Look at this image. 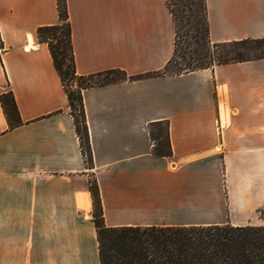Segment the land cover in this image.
Masks as SVG:
<instances>
[{
	"label": "crops",
	"instance_id": "obj_1",
	"mask_svg": "<svg viewBox=\"0 0 264 264\" xmlns=\"http://www.w3.org/2000/svg\"><path fill=\"white\" fill-rule=\"evenodd\" d=\"M76 73L159 72L173 52L165 0H66ZM211 42L264 37V0H206ZM56 0H0V264H99L89 182L106 227L259 226L264 57L82 92L92 163L36 29ZM167 124L169 156L149 129Z\"/></svg>",
	"mask_w": 264,
	"mask_h": 264
},
{
	"label": "trees",
	"instance_id": "obj_2",
	"mask_svg": "<svg viewBox=\"0 0 264 264\" xmlns=\"http://www.w3.org/2000/svg\"><path fill=\"white\" fill-rule=\"evenodd\" d=\"M59 21L36 29L47 44L54 68L68 100L85 163H92L83 107L84 90L163 75H180L213 65L264 57V37L211 42L206 0H165L174 28L173 52L163 70L128 76L119 69L80 76L76 73L66 0H56ZM0 105L10 128L19 119L11 91L0 94ZM149 129L155 156H169L168 127L156 123ZM92 221L96 229L99 264H264V225L259 226H125L106 227L98 185L89 182Z\"/></svg>",
	"mask_w": 264,
	"mask_h": 264
},
{
	"label": "rangeland",
	"instance_id": "obj_3",
	"mask_svg": "<svg viewBox=\"0 0 264 264\" xmlns=\"http://www.w3.org/2000/svg\"><path fill=\"white\" fill-rule=\"evenodd\" d=\"M264 45V44H263ZM255 224H264V208L257 214Z\"/></svg>",
	"mask_w": 264,
	"mask_h": 264
}]
</instances>
